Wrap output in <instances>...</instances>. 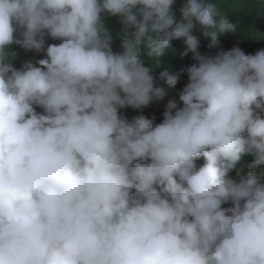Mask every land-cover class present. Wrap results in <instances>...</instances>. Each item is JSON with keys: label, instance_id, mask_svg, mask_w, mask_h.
Returning a JSON list of instances; mask_svg holds the SVG:
<instances>
[{"label": "clouds", "instance_id": "9594fccd", "mask_svg": "<svg viewBox=\"0 0 264 264\" xmlns=\"http://www.w3.org/2000/svg\"><path fill=\"white\" fill-rule=\"evenodd\" d=\"M175 1L0 0V264H264V44L197 33L264 0Z\"/></svg>", "mask_w": 264, "mask_h": 264}, {"label": "trees", "instance_id": "16d2710c", "mask_svg": "<svg viewBox=\"0 0 264 264\" xmlns=\"http://www.w3.org/2000/svg\"><path fill=\"white\" fill-rule=\"evenodd\" d=\"M182 1L183 0H177V1H175V3L182 2ZM217 1L222 3L220 0H217ZM222 4H224L228 9H231L234 12H236L235 14H227V15H229L230 17H232L234 19V20H232L233 22H235V20L240 22L239 28L234 34L230 33V34L220 35L218 37L219 44L216 46H212V47H210V44H211L210 38L204 37L200 32H197V33H199L198 37L201 40V46H200L201 53L202 54H214L219 48H223L225 50H228L234 46H239L242 50H244V52H249V53L254 54L252 44H264L262 42V40L259 37H257L253 41H250V40L244 41L239 36L240 30L243 29L244 27H246V25H248L247 22H245L243 20V18L246 17V18H248V21H252L250 19L254 17L253 15H251V11H253V8L249 7V8L245 9L241 6L237 7V6L232 5V4H227V3H222ZM239 17H240V20H237V18H239ZM183 50H184V48L182 49V52H183ZM183 61L184 62L177 65V67L175 69V74L178 75V82L176 85H178L180 88H183V86L187 83V74L183 71V69L186 68L187 66H190L192 63L195 62L192 59L191 53H189L187 56H184ZM175 98L178 100V96H176ZM168 99L169 98L165 97V99L163 101L154 102L149 106L151 109V112L153 114L155 113V115H157V117L160 120L163 119L162 113L164 111V106L166 105Z\"/></svg>", "mask_w": 264, "mask_h": 264}]
</instances>
